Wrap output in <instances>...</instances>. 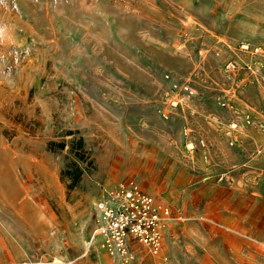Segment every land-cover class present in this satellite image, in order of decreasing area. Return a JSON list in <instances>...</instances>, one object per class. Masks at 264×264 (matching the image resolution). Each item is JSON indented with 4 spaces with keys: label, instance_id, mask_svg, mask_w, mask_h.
I'll return each instance as SVG.
<instances>
[{
    "label": "rangeland",
    "instance_id": "rangeland-1",
    "mask_svg": "<svg viewBox=\"0 0 264 264\" xmlns=\"http://www.w3.org/2000/svg\"><path fill=\"white\" fill-rule=\"evenodd\" d=\"M132 181L172 219L112 256ZM0 264H264V0H0Z\"/></svg>",
    "mask_w": 264,
    "mask_h": 264
},
{
    "label": "built area",
    "instance_id": "built-area-1",
    "mask_svg": "<svg viewBox=\"0 0 264 264\" xmlns=\"http://www.w3.org/2000/svg\"><path fill=\"white\" fill-rule=\"evenodd\" d=\"M237 69L238 63L234 60L226 64L229 73ZM97 210L95 235L99 238V245L110 255L120 257L129 254L134 242L158 253L162 248L164 230L172 219L167 204L144 192L133 181L105 190ZM91 247L93 244L90 242L88 249Z\"/></svg>",
    "mask_w": 264,
    "mask_h": 264
},
{
    "label": "bare ground",
    "instance_id": "bare-ground-1",
    "mask_svg": "<svg viewBox=\"0 0 264 264\" xmlns=\"http://www.w3.org/2000/svg\"><path fill=\"white\" fill-rule=\"evenodd\" d=\"M97 239H98V236L95 235L94 240H97Z\"/></svg>",
    "mask_w": 264,
    "mask_h": 264
}]
</instances>
